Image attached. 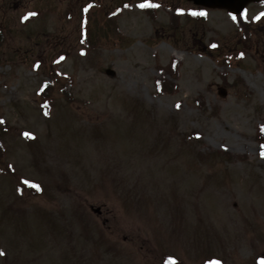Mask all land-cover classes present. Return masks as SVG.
<instances>
[{"label":"rangeland","instance_id":"obj_1","mask_svg":"<svg viewBox=\"0 0 264 264\" xmlns=\"http://www.w3.org/2000/svg\"><path fill=\"white\" fill-rule=\"evenodd\" d=\"M9 1L0 264H260L264 2L241 25L220 9L192 23L181 0L151 16L142 0H100L119 16L91 11L83 41L62 1L38 0L22 25L32 5ZM166 5L181 8L173 23Z\"/></svg>","mask_w":264,"mask_h":264},{"label":"flooded vegetation","instance_id":"obj_2","mask_svg":"<svg viewBox=\"0 0 264 264\" xmlns=\"http://www.w3.org/2000/svg\"><path fill=\"white\" fill-rule=\"evenodd\" d=\"M6 1L7 0H0V10L4 9ZM12 1L13 0H10L9 3ZM60 1H62L67 8L77 10V14L79 16V21H78L79 26H81V25L85 26V24L90 25V23H89L90 22L89 21L90 20V14H91V11H93V10H95L96 14L98 13V11H101L102 12L101 18L106 20V21L107 20L115 21V20H117V18L119 16V11L118 12L117 11L111 12L108 10L106 11L100 0H75L74 6H72V2H71L72 0H60ZM154 1L155 0H142L141 1L143 4L150 5V6L143 7V10L149 16L156 15L157 9L159 8L157 3ZM181 1H184V3L188 5L185 7V8H188L186 15L188 17V14L189 15L191 14L189 16V19H190V21H192V23H194L197 20L204 18V16L200 15V11H202V14H205L204 12H206V11H209V10L211 11L210 8L202 7L199 4L194 3L193 1H190V0H181ZM14 2H17V3L20 2L22 4H24V2H27L25 4L29 3L32 5L31 6L32 8L30 9L29 13L23 14V15L21 14V16L19 17V23L20 24L29 23L31 20H34L36 18L35 15H29V14L34 12V9H35V7L38 6V4L43 3V1H38V0H14ZM262 2H264V0ZM56 3H57L56 0H44L43 4L46 5V7L52 11L53 7L56 6ZM256 4L257 3L251 2L250 4H248L246 9L250 8L251 5H256ZM102 8H104V9L102 10ZM166 8L169 10L168 14L170 16L169 19H171L170 22L173 23V21H174L173 18H178L179 15H181L180 14L181 8L170 7L169 5H166ZM193 13H195V14H193ZM25 17H27V18L25 19ZM88 29L90 30V26L84 27L83 30L85 31V34L87 33ZM90 210L94 211V207L93 208L91 207ZM93 213H95L98 217L102 216V211H96V212L94 211Z\"/></svg>","mask_w":264,"mask_h":264},{"label":"water","instance_id":"obj_3","mask_svg":"<svg viewBox=\"0 0 264 264\" xmlns=\"http://www.w3.org/2000/svg\"><path fill=\"white\" fill-rule=\"evenodd\" d=\"M194 3L208 6L211 8H222L229 11L232 15L239 14L246 4L250 3V1H260V0H192ZM107 75H112L113 73L109 70L106 71ZM221 95H225L224 92H221ZM220 95V96H221Z\"/></svg>","mask_w":264,"mask_h":264},{"label":"trees","instance_id":"obj_4","mask_svg":"<svg viewBox=\"0 0 264 264\" xmlns=\"http://www.w3.org/2000/svg\"><path fill=\"white\" fill-rule=\"evenodd\" d=\"M171 70H173L172 68H171ZM174 71V70H173ZM155 86L157 87V90L159 91V92H166V93H170V92H172L173 91V89L175 88V85H173V84H171V83H168V82H164L162 79H157L156 81H155ZM263 130H261V132H262ZM225 154L227 153V152H224Z\"/></svg>","mask_w":264,"mask_h":264},{"label":"snow or ice","instance_id":"obj_5","mask_svg":"<svg viewBox=\"0 0 264 264\" xmlns=\"http://www.w3.org/2000/svg\"><path fill=\"white\" fill-rule=\"evenodd\" d=\"M141 7H146V6H150V5H147V4H141L140 5ZM195 14V13H193ZM29 15H35V13H30ZM27 17H25L26 19ZM233 19H235V17H233ZM26 135H30V134H26ZM25 183H31V182H28V181H25ZM33 187L39 189V185H36V184H32ZM168 264H175V261L173 259H169V262ZM260 264H264V259L261 260Z\"/></svg>","mask_w":264,"mask_h":264}]
</instances>
